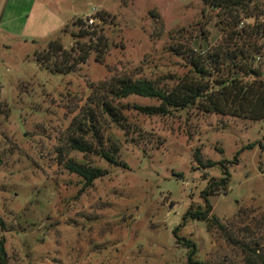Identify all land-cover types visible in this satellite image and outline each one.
<instances>
[{
    "label": "rangeland",
    "instance_id": "obj_1",
    "mask_svg": "<svg viewBox=\"0 0 264 264\" xmlns=\"http://www.w3.org/2000/svg\"><path fill=\"white\" fill-rule=\"evenodd\" d=\"M258 8L264 13V0ZM216 14L201 0H0V238L6 264H190L172 230L190 206L205 207L208 180L223 176L218 163L238 151L237 163L228 164V186L208 197L215 220L189 219L178 234L196 244L197 261L205 264H246L250 249L264 254V118L197 108L151 116L134 107L159 102L133 95L118 102L126 128L105 118L102 129L106 146L116 144L127 168L65 143L73 119L103 84L129 77L171 87L188 74L187 50L221 39ZM80 28L96 36L74 40L71 33ZM60 35L67 50L75 48L69 73L50 72L37 61L36 54ZM76 41L84 45L85 62L78 60ZM196 150L202 163L217 164L199 165ZM68 159L87 161L107 175L84 188L65 168Z\"/></svg>",
    "mask_w": 264,
    "mask_h": 264
},
{
    "label": "trees",
    "instance_id": "obj_2",
    "mask_svg": "<svg viewBox=\"0 0 264 264\" xmlns=\"http://www.w3.org/2000/svg\"><path fill=\"white\" fill-rule=\"evenodd\" d=\"M201 1L206 7L217 11L216 26L221 32L218 43L214 46L198 44L190 47L184 57L190 67V74L176 78L171 87H161L155 81L129 77H118L103 84L104 87L98 89L100 95H91L86 106L82 107L80 117L73 119V131L65 142L70 150L85 155L93 154L110 165L127 168V165L118 159L119 148L116 144L110 143L106 146L102 129L105 118L119 128H126L125 119L118 110V102L133 95L159 102L157 106L134 107L151 116H171L174 112L197 108L208 113L253 121L264 118V13L258 8L259 0ZM247 20H252L253 24L248 25ZM80 23L81 20L77 24ZM65 30L62 29L61 35ZM61 35L49 42L42 55L36 54L37 61L50 72L69 73L73 69V63L77 61L76 57H72L75 48L72 46L67 50L61 41ZM71 36L74 40L85 36L92 39L96 33L85 32L80 28L78 33L72 32ZM97 40L99 44L100 38ZM76 44L81 52L78 60L85 62L88 55L83 49L84 45L78 41ZM66 58L67 61H64ZM239 154L240 151L232 160L218 163L224 167L223 176L218 180H208L206 188L202 191L205 207L193 209V206H190L183 215L182 223L172 230L177 243L187 249L190 264L205 263L197 261L196 244L191 239L180 236L178 232L189 219L203 222L215 220L209 217L211 205L208 197L217 192L219 187L225 189L228 186V164H236ZM194 159L204 167L217 164L202 163L198 150L194 153ZM64 166L70 173L82 179L84 188L92 186L96 180L107 175L106 170L84 160L68 159ZM250 250L246 264H264V254L258 250ZM0 264H6L3 238H0Z\"/></svg>",
    "mask_w": 264,
    "mask_h": 264
},
{
    "label": "built area",
    "instance_id": "obj_3",
    "mask_svg": "<svg viewBox=\"0 0 264 264\" xmlns=\"http://www.w3.org/2000/svg\"><path fill=\"white\" fill-rule=\"evenodd\" d=\"M95 24L94 22V18L89 16L87 19H86V25L87 27H92L93 25Z\"/></svg>",
    "mask_w": 264,
    "mask_h": 264
}]
</instances>
